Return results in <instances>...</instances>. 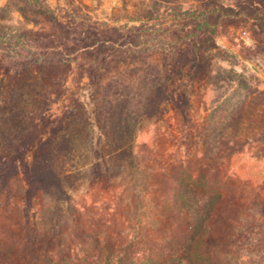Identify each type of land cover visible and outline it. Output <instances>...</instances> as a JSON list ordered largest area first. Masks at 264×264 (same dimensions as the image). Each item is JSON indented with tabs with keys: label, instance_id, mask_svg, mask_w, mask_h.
<instances>
[{
	"label": "rangeland",
	"instance_id": "rangeland-1",
	"mask_svg": "<svg viewBox=\"0 0 264 264\" xmlns=\"http://www.w3.org/2000/svg\"><path fill=\"white\" fill-rule=\"evenodd\" d=\"M0 264H264V0H0Z\"/></svg>",
	"mask_w": 264,
	"mask_h": 264
},
{
	"label": "trees",
	"instance_id": "trees-1",
	"mask_svg": "<svg viewBox=\"0 0 264 264\" xmlns=\"http://www.w3.org/2000/svg\"><path fill=\"white\" fill-rule=\"evenodd\" d=\"M180 199L184 202L185 200H187L186 198L184 199L182 196L180 197ZM203 204V205H202ZM197 203V207H195V211H196V213L198 214V217L199 216H201V213H199L200 212V210L201 209H205V211H208V210H210V209H213L214 207H215V203L213 204V202L211 201V203H209V201L208 202H206V203ZM189 211V210H188ZM188 211H187V213H188ZM188 215V214H187ZM188 217H189V215L188 216H186L185 217V221H187L188 222ZM195 217L197 218V215H195ZM190 223H192V224H195L196 223V221H194V220H190L189 221V224Z\"/></svg>",
	"mask_w": 264,
	"mask_h": 264
}]
</instances>
